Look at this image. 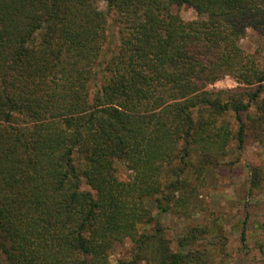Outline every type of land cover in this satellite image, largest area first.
Masks as SVG:
<instances>
[{
    "label": "trees",
    "instance_id": "1",
    "mask_svg": "<svg viewBox=\"0 0 264 264\" xmlns=\"http://www.w3.org/2000/svg\"><path fill=\"white\" fill-rule=\"evenodd\" d=\"M95 1L0 0L3 264H112L124 239L179 264L142 230L147 201L198 212L205 173L244 147L243 112L264 119V65L239 45L264 34V0ZM182 4L202 17L183 20ZM228 75L238 87L208 89Z\"/></svg>",
    "mask_w": 264,
    "mask_h": 264
},
{
    "label": "rangeland",
    "instance_id": "2",
    "mask_svg": "<svg viewBox=\"0 0 264 264\" xmlns=\"http://www.w3.org/2000/svg\"><path fill=\"white\" fill-rule=\"evenodd\" d=\"M95 2L101 10H107L105 1ZM176 9L186 21L202 17L187 4ZM112 17L110 14L108 24L114 46L117 28ZM239 45L264 65V34L248 28ZM238 86L228 75L208 85V89ZM243 116L247 123L244 147L239 152L235 141L230 142L229 154L221 159V164L205 173L204 186L199 190L202 208L198 212L183 216L172 209L161 210L153 199L147 201L154 219L142 230L160 233L170 252L182 256L179 264H264V119L255 106L243 112ZM115 165L120 180L131 178L132 173L123 162L117 161ZM254 178L256 185L252 183ZM136 253L135 243L124 239L114 245L109 261L112 264L156 263L136 258Z\"/></svg>",
    "mask_w": 264,
    "mask_h": 264
}]
</instances>
